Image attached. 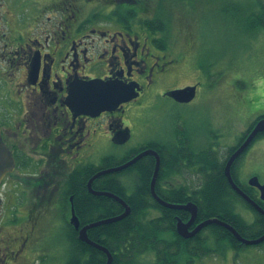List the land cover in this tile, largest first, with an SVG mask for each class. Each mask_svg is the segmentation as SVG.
Here are the masks:
<instances>
[{"label": "flooded vegetation", "instance_id": "obj_1", "mask_svg": "<svg viewBox=\"0 0 264 264\" xmlns=\"http://www.w3.org/2000/svg\"><path fill=\"white\" fill-rule=\"evenodd\" d=\"M2 2L5 0H0V16ZM259 2L255 0L256 4ZM36 3L39 8L35 7L32 14V27L0 34L3 40L0 45V134L13 158V169L0 180V264H70V190L74 188L71 176L82 171L87 188L88 181L97 173L124 165L147 151L157 154L160 165L166 162L165 178L158 180L157 177L154 186L155 193L156 186L160 193L156 195L171 204L192 202L196 206V216L188 228L192 231L201 222L197 220L203 207L197 201L202 180L193 186L187 185L188 171L199 175L200 161H218L214 156L220 146L225 149L222 160L225 164L255 125L264 120V114L252 115L245 129L234 138L222 127L223 140L218 134H204L206 147H202L198 141L200 136L187 135L181 121L170 120L168 107L192 103L201 82L191 84L196 85V94L189 103H178L168 96L170 91L189 86L176 81L188 64H180L186 55L182 50H175L178 39L170 35L168 20L157 11L155 0H37ZM1 21L0 18V28ZM162 24L166 25L164 29ZM181 28L188 41L185 51L190 54L192 29H197L190 21L184 22ZM250 61L247 62L260 64ZM191 65L199 81L200 78L215 79V74L205 69L207 66ZM89 80L131 83L137 86V96L114 111L98 116L76 114L66 103L70 85L74 81ZM229 89L228 114L240 119L248 110L250 96L230 85ZM260 134L236 159L231 174L237 187L264 209L259 191L249 184L253 177L259 181L258 176L243 179L237 167V162ZM113 149L118 152L117 158L108 155ZM154 166L155 156L144 155L121 171L93 179L91 188L94 192L108 193L115 187L131 193L148 192L147 196L156 202L150 189ZM87 192L90 193L88 188ZM192 193H195L193 200H186ZM233 199L236 198H230ZM167 210L163 213L149 207L129 220L136 224L139 220H172L176 233L177 220L186 223L191 216L184 210ZM236 212L246 220L245 212L238 208ZM102 214L88 217L87 220L93 221L86 224L106 219ZM248 220L253 223L256 218ZM202 230L191 238L180 237L192 246L191 264L194 258H199L195 238ZM91 236L92 242L100 245L101 232ZM209 237L218 240L212 233L207 237L201 235V238ZM221 241L232 247L227 239ZM143 256H150L142 259L146 264L155 259L152 254ZM84 257L89 261L91 253L85 252ZM106 260L107 256L104 264Z\"/></svg>", "mask_w": 264, "mask_h": 264}, {"label": "rangeland", "instance_id": "obj_2", "mask_svg": "<svg viewBox=\"0 0 264 264\" xmlns=\"http://www.w3.org/2000/svg\"><path fill=\"white\" fill-rule=\"evenodd\" d=\"M36 1L5 0L4 3L2 2L0 34L7 30L13 32L32 27L34 24L32 14L35 12V7L39 8ZM155 1L161 17L168 20L171 27L170 35H173V39H178L175 50H182L186 55V59L180 64H188L187 68L176 81L181 85L201 82L197 98L192 103L181 104V106L172 104L173 106L168 107L170 120L181 121L187 135L200 136L198 141L202 147H206L204 137L206 133L218 134L219 139L223 140L225 133L220 130L228 129L231 137L234 138L237 133L245 129L252 115L264 114V28L250 31L248 28L243 29L238 23L240 20L244 21L252 11L254 12L255 0ZM259 1L264 5V0ZM186 21L192 22L197 29L196 31L192 29L190 54L185 51L188 41L183 37L181 28ZM162 26L163 29L166 27L165 24ZM2 41L1 39L0 45ZM249 60L260 64H250L247 62ZM191 64L208 66L209 72L215 74L214 82L208 86L206 79L200 78L199 81ZM210 64L213 66L211 67ZM257 76L259 80L254 79ZM238 82L243 85H239ZM229 85L234 90L241 89L248 97L250 96L248 110L240 119H233L228 114ZM178 115L179 118H174ZM220 134L224 136L220 137ZM217 151L214 159L222 162L225 149L220 146ZM108 155L117 158L118 152L113 149L108 152ZM237 165L241 178L247 179L255 174L264 184V139H256ZM202 166L203 164L200 163V168ZM199 180H202L201 176L196 172L188 171L187 185L193 186ZM125 194L130 195L131 192ZM232 201L235 209L245 212L243 216L246 220L243 221L251 224L252 220L248 219L249 217L255 219L256 214L239 199ZM251 230L252 228H249L246 234L250 235ZM208 234L207 229L201 232L203 237H207ZM259 246H246L237 249L236 252V249L229 247L227 243L209 237L205 241V247L210 252L202 257L194 258L193 264H264V245ZM149 257L140 256L139 264H146L142 259L147 260Z\"/></svg>", "mask_w": 264, "mask_h": 264}, {"label": "trees", "instance_id": "obj_3", "mask_svg": "<svg viewBox=\"0 0 264 264\" xmlns=\"http://www.w3.org/2000/svg\"><path fill=\"white\" fill-rule=\"evenodd\" d=\"M258 7L259 10L257 9ZM263 13L264 5L260 3L256 4L254 12L252 11L250 15L246 16L244 21L240 20L238 23L243 29L248 28L250 31L257 28H264ZM205 69H208V66L205 67ZM254 79L259 80V77H254ZM206 81L209 86L214 82V79H207ZM240 84L242 83L240 82ZM242 136H244V134ZM260 137L264 138V132L260 134L259 138ZM200 162L203 164L199 169L202 183L201 190L199 191V201H197V203L203 207V210L199 212L198 217L200 220L197 221H204L202 219L205 218L219 217L218 219L232 224L238 230L237 232L244 238H256L260 236L264 232V218L255 212L248 204H246L247 208L256 214V220L252 224L248 225L245 223L241 216L236 212L235 205H233L230 198L238 197L234 196L232 193L223 174L224 162L222 163L216 160H203ZM165 163L166 162L162 161L160 165L158 180L165 178ZM235 166L236 161L232 165V168ZM71 178L74 188L70 190V196H72L74 211L78 217L80 226H84L87 222L93 221L87 220L88 217L97 216L101 212L103 213L102 215L104 218H111L117 216L116 214L121 213V206L114 200L106 197H95L87 192L86 179L83 178L82 171L75 172ZM143 180H145L144 177ZM111 184L116 186L115 182H112ZM110 190L111 193L115 195L118 194V197H121L131 206L130 216L128 215L118 222L92 228L87 235L91 240L92 233L101 232L100 245L105 247L110 253L114 254L112 255L114 256V259L111 264H139L140 256L146 254H153L155 256L153 262L147 264H180L184 261L186 264L192 263H190L191 259L189 258L190 255H194V253H191L192 246L189 242H185V240L177 236L175 233V224L172 220H139L137 224L133 220H129L135 213L149 207L160 209L163 213L168 211L149 198V196H147L149 195L148 192L131 193L130 195L133 197L132 198L130 195L125 196V191L121 188L117 189L115 187ZM155 190L156 193L160 195L157 186L155 187ZM186 192L188 193L189 190L187 189ZM194 194L195 193H192L191 198L186 197L185 199L193 200L192 198H194ZM249 228H252L250 235L246 234ZM206 229L209 230V233L216 235L219 241L227 239L228 242L231 243L232 248L236 250L244 247L222 227L210 225L203 230ZM195 239L198 240L197 257L207 255L210 250L205 247L206 239L201 238V235L197 236ZM70 242V264H104L105 256L102 254L103 252L80 242L77 239V232L71 226ZM88 251L91 253V258L89 261H86V259H84V254Z\"/></svg>", "mask_w": 264, "mask_h": 264}, {"label": "water", "instance_id": "obj_4", "mask_svg": "<svg viewBox=\"0 0 264 264\" xmlns=\"http://www.w3.org/2000/svg\"><path fill=\"white\" fill-rule=\"evenodd\" d=\"M196 94V85L186 86L184 88L170 91L168 96L173 98L178 103H189L191 102ZM137 96V86L131 83L126 84L121 81H102V80H89V81H74L70 85V93L66 99V103L72 107L76 114H86L90 116H98L100 113L108 111H114L119 106L124 103L129 102L133 98ZM264 131V120L259 121L250 134L246 137L244 142L236 149L227 159L223 174L231 187V189L242 197L252 208H254L259 214L264 217V210L252 199H250L246 194H244L235 184L232 175H231V167L234 161L245 151V149L249 146V144L253 141V139L261 132ZM154 155L155 156V166L154 171L150 181V189L153 198L156 202L167 209H176V210H184L190 213V219L183 223L181 220H177L176 224V233L182 238H191L203 228L209 225H216L227 230L236 241L245 246L251 245H259L264 242V233L256 238V239H246L240 236V234L232 227L230 224L219 220L218 218H210L204 220L197 224V226L189 231L188 228L193 223V219L196 216V206L192 202H188L184 205H175L160 199L155 191L154 186L158 177L159 168H160V160L156 153L152 151H147L139 154L129 162L115 168H109L104 171H101L94 175L87 183V188L90 193L96 196H104L110 199H113L117 203L123 206L124 211L114 217L106 218L103 220H99L90 224H86L80 227V223L78 217L75 214L74 207L72 204V198L70 197V225L77 232V239L80 242H83L90 247L98 249L102 251L107 256V260L105 264H111L112 256L110 252L103 246L92 242L87 235V230L91 228H95L101 225L111 224L114 222L121 221L125 217L130 214V207L117 195L108 192H94L91 188V183L93 179L97 178L100 175L115 173L131 166L137 160H139L144 155ZM13 169V158L7 149V147L3 144L1 140L0 134V180L3 178L5 174L10 172ZM249 184L255 186L259 191V199L264 201V184H260L256 177L250 179Z\"/></svg>", "mask_w": 264, "mask_h": 264}, {"label": "bare ground", "instance_id": "obj_5", "mask_svg": "<svg viewBox=\"0 0 264 264\" xmlns=\"http://www.w3.org/2000/svg\"><path fill=\"white\" fill-rule=\"evenodd\" d=\"M262 4V3H261ZM264 14V13H263ZM263 16V15H262ZM258 21V20H257ZM260 22V21H259ZM264 23V22H263ZM262 25V24H261ZM153 171V170H152ZM113 177H115V176H113ZM99 178V177H98ZM118 178V177H117ZM146 178V177H145ZM118 180V179H117ZM118 183V182H117ZM120 184V183H119ZM118 185V184H117ZM120 186H121V184H120ZM122 187V186H121ZM239 188V187H238ZM125 190V189H124ZM126 192V191H125ZM118 195V194H117ZM133 195V194H132ZM126 196V195H125ZM131 196V195H130ZM78 197V196H77ZM132 197V196H131ZM215 197H218V196H215ZM133 198V197H132ZM135 199V198H134ZM216 199V198H215ZM219 199V198H218ZM219 204H221V203H219ZM217 205H218V203H217ZM138 207H139V205H138ZM221 207V206H220ZM228 207H229V205H228ZM222 208V207H221ZM218 209V208H217ZM226 209V208H225ZM220 210V209H219ZM227 210V209H226ZM123 211V210H122ZM225 211V210H224ZM221 212V211H220ZM119 214V213H118ZM254 214V213H253ZM130 216V215H129ZM253 217V216H252ZM219 218V217H218ZM252 219V218H251ZM83 221V220H82ZM74 235V234H73ZM95 242V241H94ZM83 244V243H82ZM84 245V244H83ZM242 246V245H241ZM260 247V246H259ZM236 252H237V250H236ZM102 254H104V253H102ZM106 256V255H105ZM113 257V256H112ZM113 262V261H112Z\"/></svg>", "mask_w": 264, "mask_h": 264}]
</instances>
